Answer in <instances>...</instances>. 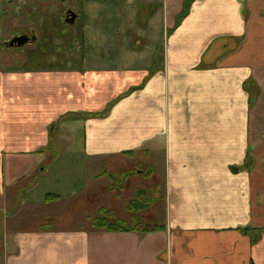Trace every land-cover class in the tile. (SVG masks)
<instances>
[{"label":"crops","instance_id":"1","mask_svg":"<svg viewBox=\"0 0 264 264\" xmlns=\"http://www.w3.org/2000/svg\"><path fill=\"white\" fill-rule=\"evenodd\" d=\"M187 1L150 0L143 43L0 74V264H264V0H190L178 20ZM68 113L93 116L52 127ZM62 161L81 172L72 228H20L53 215L40 189L58 194ZM139 173L163 179L164 229H87Z\"/></svg>","mask_w":264,"mask_h":264},{"label":"rangeland","instance_id":"2","mask_svg":"<svg viewBox=\"0 0 264 264\" xmlns=\"http://www.w3.org/2000/svg\"><path fill=\"white\" fill-rule=\"evenodd\" d=\"M67 4L77 9L79 17L73 25L66 26L62 21L65 8L60 4V0H22L21 2L20 0H11L5 7L0 4V74H13L18 70L36 71L40 68H60L67 66L72 59L78 60L82 57H88L90 54L96 57L100 52L105 55L107 52H104L103 49L100 51L96 47L103 48L101 36L107 34V38L115 35V32L121 33L125 31V33L122 32V36L113 37L121 38L124 43L128 44H125L128 47H131L135 40L138 41L137 43H143L141 38L135 35L138 33L142 34L146 30L148 15L151 13L152 7L150 0H67ZM30 29L35 30L40 44L22 46L20 48H5L1 46V41H5L11 35L28 33ZM151 32L155 34L152 37L153 39L158 37L156 30ZM124 38H129L128 42ZM43 39L44 41L42 42ZM86 44H92L93 47H91L90 51L85 49ZM58 48L59 51H57ZM110 59L115 60L117 58L112 56ZM127 61L129 63L128 59ZM143 164L141 163L142 167H144ZM66 166V163L62 161L52 171V177L55 181L56 171L58 170L60 173L65 170L66 181H55L59 186L58 194H45V190L43 188L40 189L43 205L47 204V202L55 201L54 205L56 207L53 215L48 216V220L43 221L42 219L47 217L42 214L41 219L28 223H23L18 218L20 219L18 224L20 228L30 229L39 226L40 228L52 227V229L72 228L73 225L68 221V215L72 208H77L79 204L84 205V203L78 202V195L68 194V191L79 183L81 172L78 167H72L71 165L66 169ZM123 169L113 171L112 181L119 182L118 178L120 177L118 175H121L122 172L127 173V170ZM150 174H133V177L127 180L126 186L130 185L139 188V190H144V194L138 198L134 196L133 199H129L132 196L129 189H127L128 193L119 194V191H117L116 195L118 198L121 195L119 199L121 203L117 204V200L112 198L114 193H110L108 207L99 208L93 213L88 219V223L86 222L88 225L87 229L92 228V219L97 215L100 216V213L107 215L111 220L118 218L117 224L119 223L120 226L124 227L149 224L151 228L162 223L164 219V182L158 176L159 173L157 175ZM114 188L112 187L111 189ZM48 195L49 199L53 200H46ZM59 198L60 200L58 201ZM130 200L136 201V207H139V204H143L145 207L139 209V212L136 210L137 213L135 211L132 212L127 209ZM59 203H61L60 206ZM101 210L106 212H101ZM133 218L136 219L134 220Z\"/></svg>","mask_w":264,"mask_h":264},{"label":"trees","instance_id":"3","mask_svg":"<svg viewBox=\"0 0 264 264\" xmlns=\"http://www.w3.org/2000/svg\"><path fill=\"white\" fill-rule=\"evenodd\" d=\"M190 1V0H188ZM188 1L185 3V7L183 8L182 12H181V16L178 18V20H180L181 17H183L186 12H187V5H188ZM178 22V21H177ZM90 117V116H93V115H90V114H82V113H68V114H64L62 116H60L57 121L55 123L52 124V127L58 125L60 122H62L63 120L65 119H68L70 117L72 118H77V119H80L82 117ZM57 127V126H56ZM144 193V190L141 189V190H138L137 193L135 194V197H138V196H141L142 194ZM53 200V199H49V195L47 196L46 200ZM138 207V206H137ZM137 207H136V201L135 200H130L129 203H128V206H127V209L134 212L137 210ZM145 207V205L143 204H139V207L138 209H143ZM131 208V209H129ZM101 212H106V211H102ZM118 222V218L115 219V220H111L107 215L105 214H101L100 213V216L97 215L95 216L93 219H92V228L93 229H96V230H122V231H140V232H144V231H156V230H161V229H164V226L163 225H154L150 228V225L147 224L145 226H139V225H135L133 227H124V226H120L119 223L117 224ZM137 224V223H136ZM146 229V230H145ZM245 231V230H243Z\"/></svg>","mask_w":264,"mask_h":264},{"label":"flooded vegetation","instance_id":"4","mask_svg":"<svg viewBox=\"0 0 264 264\" xmlns=\"http://www.w3.org/2000/svg\"><path fill=\"white\" fill-rule=\"evenodd\" d=\"M22 0H20L21 2ZM11 2V0L7 1V5ZM19 2V1H18ZM60 4L62 5L64 9V15H63V23L66 25H73L75 23V21L78 19V12L77 9L74 7H72L71 5L67 4V0H60ZM5 5V6H7ZM69 13V16H66V13ZM71 14L74 15V19L73 22L70 24H68L66 22V20H70L71 19ZM17 36H26L28 37V43H26L24 46H28V45H37L40 44L39 43V37L36 36L35 30L34 29H30V31L28 33H15L13 35H11L10 37H8V39H6L5 41H1V46L5 47V43L9 42L10 40H12L13 38L17 37ZM44 41V39L42 40V42ZM7 48V47H5ZM57 51H59V48L57 49Z\"/></svg>","mask_w":264,"mask_h":264},{"label":"water","instance_id":"5","mask_svg":"<svg viewBox=\"0 0 264 264\" xmlns=\"http://www.w3.org/2000/svg\"><path fill=\"white\" fill-rule=\"evenodd\" d=\"M66 16H69V13H66ZM74 19V15L71 14V19L70 20H66V22L69 24H71L73 22ZM28 37L26 36H17L15 38H13L12 40H10L9 42L5 43V47L7 48H20L22 46H24L26 43H28Z\"/></svg>","mask_w":264,"mask_h":264}]
</instances>
